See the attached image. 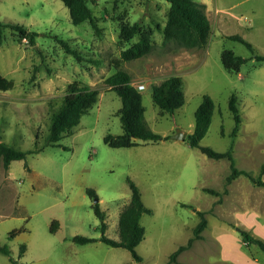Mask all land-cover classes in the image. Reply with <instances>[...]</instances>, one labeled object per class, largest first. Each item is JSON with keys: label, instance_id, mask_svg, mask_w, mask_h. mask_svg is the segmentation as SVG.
Wrapping results in <instances>:
<instances>
[{"label": "rangeland", "instance_id": "obj_1", "mask_svg": "<svg viewBox=\"0 0 264 264\" xmlns=\"http://www.w3.org/2000/svg\"><path fill=\"white\" fill-rule=\"evenodd\" d=\"M87 2L98 30L88 21L73 24L61 0H0V21L21 23L39 33L31 45L3 28L0 73L13 80V87L0 91V140L21 149L42 145L50 115L69 83L99 89L96 102L59 145L12 160L8 168L0 157V244L8 245L19 264H137L128 250L98 240L100 222L92 207L98 198L105 213V234L117 239L119 212L130 198V178L152 210L140 218L145 229L136 246L140 264H164L192 235L199 220L197 210H204L207 220L201 237L171 264H264V251L257 244L246 245L240 232L246 230L264 242V187L245 175L226 184L227 158H210L185 139L172 138L177 130L192 131L194 111L202 95L208 94L214 111L200 145L225 151L234 125L228 97L235 93L242 119L233 137L234 165L258 175L264 161V63L228 36L238 34L255 53L264 55V0H209L212 8L216 3L221 11L207 44L200 48L163 41L169 7L165 0ZM134 22L151 31L152 47L120 65L134 85L145 84L140 90L144 117L161 139L111 147L103 136L122 132L121 99L105 80L115 70L111 59L119 58L121 48L138 39L139 34L127 42L120 38L121 27ZM53 35L66 40L81 60L66 52ZM223 49L246 59L239 71L223 67ZM173 74L182 80L184 103L172 114H160L150 84ZM87 188L94 189L96 196H90ZM54 219L59 226L51 232ZM21 227L14 237L8 236ZM74 235L96 240L77 243ZM21 243L26 250L19 256ZM0 264L12 263L0 252Z\"/></svg>", "mask_w": 264, "mask_h": 264}, {"label": "trees", "instance_id": "obj_2", "mask_svg": "<svg viewBox=\"0 0 264 264\" xmlns=\"http://www.w3.org/2000/svg\"><path fill=\"white\" fill-rule=\"evenodd\" d=\"M67 7L70 20L73 24H79L88 21L91 26L98 30L94 20L91 8L87 0H61ZM169 3L167 16L162 28L163 41H174L187 48H200L207 44L211 34V22L205 12V3L198 0H165ZM8 27L11 32L19 39H26L31 45L35 44V38L39 33L35 30L28 29L25 25L15 22L0 21V39L2 37L3 28ZM135 34H139L138 39L128 46L121 48L120 57L112 58L111 63L114 72L110 74L105 83L109 89H113L121 99V107L118 114L121 121L122 132L112 134L110 132L103 136V141L111 147H131L139 144L141 141H156L161 136L151 130L148 126L144 111L145 107L142 103V94L139 89L132 83L131 75L121 67L120 63L139 58L150 51L151 31L142 29L138 22H134L130 26H122L120 30V38L129 41ZM54 39L59 42L62 47L73 54V56L81 60L78 52L71 48L68 42L57 35H53ZM231 39L238 40L245 44L253 53L254 59L259 63H264V55L255 53L251 43L246 41L238 34L228 36ZM220 61L223 67L229 71H239L240 66L246 61L245 58L235 54L231 49H223L220 53ZM13 87V80L0 73V91H7ZM151 98L153 103L158 107L160 114H172L175 109L184 103V93L182 90V80L180 76L169 75L159 83H151ZM99 89L92 85H80L77 81H73L67 85L66 92L63 95L60 104L50 115V122L47 134L44 137L43 144L38 146L34 144L32 148L21 149L15 147L3 140H0V157L3 166L8 168L9 163L16 159H25L29 154L40 152L44 146L59 145L58 141L69 133H72L73 127L76 126L83 114L96 102ZM228 109L232 115L234 125L231 131L232 139L225 151H216L210 146L200 145V140L206 134L212 114L214 111V101L208 94H203L200 103L194 111V126L191 132L187 133L185 140L190 147H196L205 153L208 157L219 159L227 158L229 160L230 171L225 178V182L230 183L239 175H245L255 185L264 187L262 174L264 172V161L260 165L259 173L255 177L246 170L237 168L234 165L232 155L233 137L236 136L242 116L238 109V102L235 93H231L228 97ZM165 136L164 138H167ZM26 164V163H25ZM130 189L129 201L122 207L118 216V238H110L105 234L106 221L105 213L101 209L99 202L92 204L93 210L99 219V229L101 235L98 240L112 247H121L129 251L132 259L140 264L142 257L137 253L136 246L144 238V226L140 223L143 213H152L151 208L146 206L141 198L138 186L127 178ZM211 194L218 195L215 189L204 188ZM87 193L95 197L94 189L87 188ZM199 216L198 222L192 228V235L185 244H180L169 255L164 264H171L176 261L177 255L184 249L188 248L194 239L201 237V231L206 226V217L204 210H197ZM59 226L56 219L51 221L50 231L55 232ZM23 227L12 229L8 236L14 237ZM244 243L257 244L264 251V242L259 238L247 233L246 230H240ZM72 240L77 243H87L96 239L82 235H74ZM26 250V244L19 245V253L21 256ZM0 252L9 256L12 264H19L10 256V249L6 244H0Z\"/></svg>", "mask_w": 264, "mask_h": 264}, {"label": "crops", "instance_id": "obj_3", "mask_svg": "<svg viewBox=\"0 0 264 264\" xmlns=\"http://www.w3.org/2000/svg\"><path fill=\"white\" fill-rule=\"evenodd\" d=\"M198 1H201V2H203V3H205V12H206V15H207V17H208V19L210 20V22H211V31L213 30V28H214V26H216L217 24H218V21H219V17H218V13L221 11L220 10V8L217 6V4L215 3L214 4V7L212 8L211 7V5H210V2H209V0H198ZM209 14V15H208ZM210 15H212V20L213 21H211V19H210ZM189 132H191V131H189ZM189 132H187V133H189ZM240 177L242 176V175H239ZM239 176H237L236 178H234L233 180H232V182H235L237 179H239ZM262 179L264 180V172H263V174H262ZM237 182V181H236ZM258 187H263V186H258ZM260 193H262V192H260ZM240 199V198H239ZM237 202H239L238 204H236V205H238V206H240L241 205V201L240 200H238L237 199ZM259 202V201H258Z\"/></svg>", "mask_w": 264, "mask_h": 264}, {"label": "water", "instance_id": "obj_4", "mask_svg": "<svg viewBox=\"0 0 264 264\" xmlns=\"http://www.w3.org/2000/svg\"><path fill=\"white\" fill-rule=\"evenodd\" d=\"M186 132L184 131H180V130H177L176 133H174L172 135V138H177V139H180V140H184L185 139V136H186ZM98 201V198H95L94 199V203ZM237 230H240L239 228H237Z\"/></svg>", "mask_w": 264, "mask_h": 264}, {"label": "built area", "instance_id": "obj_5", "mask_svg": "<svg viewBox=\"0 0 264 264\" xmlns=\"http://www.w3.org/2000/svg\"><path fill=\"white\" fill-rule=\"evenodd\" d=\"M136 87H137V89H139V90H142V89H144L145 88V84L144 83H142V82H138V83H136V85H135Z\"/></svg>", "mask_w": 264, "mask_h": 264}]
</instances>
